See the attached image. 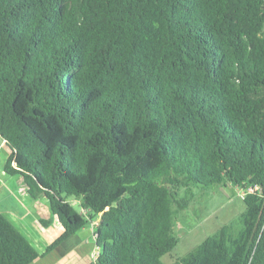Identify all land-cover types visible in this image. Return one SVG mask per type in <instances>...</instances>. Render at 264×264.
<instances>
[{"label":"trees","instance_id":"trees-1","mask_svg":"<svg viewBox=\"0 0 264 264\" xmlns=\"http://www.w3.org/2000/svg\"><path fill=\"white\" fill-rule=\"evenodd\" d=\"M0 136L65 227L40 253L0 212V264L89 224L91 264H165L218 184L256 189L171 264H264V0H0Z\"/></svg>","mask_w":264,"mask_h":264},{"label":"rangeland","instance_id":"rangeland-1","mask_svg":"<svg viewBox=\"0 0 264 264\" xmlns=\"http://www.w3.org/2000/svg\"><path fill=\"white\" fill-rule=\"evenodd\" d=\"M1 151L6 157L11 153L8 145L4 146ZM18 179L19 176L10 174L0 177V199L7 197L6 200L13 203L17 197L22 196L21 192L16 189ZM241 191L239 187L224 184L214 187L198 186L192 189V195L187 196V206L174 204L175 233L179 235V242L170 253L163 256L165 264H171L176 258L186 254L207 236L213 234L221 225L237 217L246 208ZM180 195L186 196V192L183 190ZM24 198L26 204H29L28 199L31 200V198L25 195ZM42 200V196L35 201L32 199L30 206L34 208L37 203L38 207L42 204L46 208L47 201L43 203ZM75 205L79 211H82L80 205L77 203ZM94 228V224H89L77 232L79 235H89V264L96 260L99 252L96 239L92 234ZM47 260L34 263L44 264Z\"/></svg>","mask_w":264,"mask_h":264},{"label":"crops","instance_id":"crops-1","mask_svg":"<svg viewBox=\"0 0 264 264\" xmlns=\"http://www.w3.org/2000/svg\"><path fill=\"white\" fill-rule=\"evenodd\" d=\"M6 145V140L0 142V177L9 174L3 169L7 157L1 151ZM10 175L19 176L18 187L16 189L21 192L22 196L17 197L13 203L8 202L6 200L7 197L0 199V212L29 239L40 253H44L48 246L65 231V227L60 222L58 216L51 213L44 196H42V202L46 203V208L42 204L38 207L37 203L32 208L30 206L31 200L35 201V198L29 195L23 177L20 174ZM24 195L31 198V200L28 199L29 204H26ZM94 230L95 228L92 230L93 236ZM44 259H48L44 264H89V235H79L76 233L52 252L34 262H40Z\"/></svg>","mask_w":264,"mask_h":264},{"label":"built area","instance_id":"built-area-1","mask_svg":"<svg viewBox=\"0 0 264 264\" xmlns=\"http://www.w3.org/2000/svg\"><path fill=\"white\" fill-rule=\"evenodd\" d=\"M259 188V187H258ZM256 188L255 187H250V188H248V189H246V190H242L241 191V194H242V197H245V195L248 193V192H252V191H254ZM261 189V188H260ZM98 256V255H97Z\"/></svg>","mask_w":264,"mask_h":264},{"label":"water","instance_id":"water-1","mask_svg":"<svg viewBox=\"0 0 264 264\" xmlns=\"http://www.w3.org/2000/svg\"><path fill=\"white\" fill-rule=\"evenodd\" d=\"M5 139L2 137V136H0V142H3ZM75 203H76V201H75Z\"/></svg>","mask_w":264,"mask_h":264},{"label":"clouds","instance_id":"clouds-1","mask_svg":"<svg viewBox=\"0 0 264 264\" xmlns=\"http://www.w3.org/2000/svg\"><path fill=\"white\" fill-rule=\"evenodd\" d=\"M99 253V252H98Z\"/></svg>","mask_w":264,"mask_h":264}]
</instances>
